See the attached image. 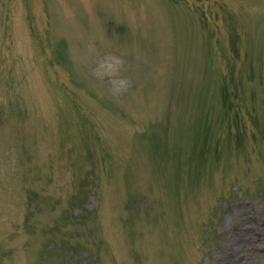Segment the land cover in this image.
Instances as JSON below:
<instances>
[{
    "label": "rangeland",
    "instance_id": "1",
    "mask_svg": "<svg viewBox=\"0 0 264 264\" xmlns=\"http://www.w3.org/2000/svg\"><path fill=\"white\" fill-rule=\"evenodd\" d=\"M0 264H264V0H0Z\"/></svg>",
    "mask_w": 264,
    "mask_h": 264
}]
</instances>
